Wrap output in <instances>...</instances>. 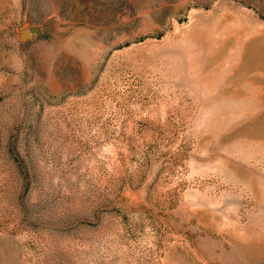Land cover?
I'll list each match as a JSON object with an SVG mask.
<instances>
[{
	"label": "rangeland",
	"instance_id": "obj_1",
	"mask_svg": "<svg viewBox=\"0 0 264 264\" xmlns=\"http://www.w3.org/2000/svg\"><path fill=\"white\" fill-rule=\"evenodd\" d=\"M0 264H264V0H0Z\"/></svg>",
	"mask_w": 264,
	"mask_h": 264
},
{
	"label": "water",
	"instance_id": "obj_2",
	"mask_svg": "<svg viewBox=\"0 0 264 264\" xmlns=\"http://www.w3.org/2000/svg\"><path fill=\"white\" fill-rule=\"evenodd\" d=\"M20 38L22 41H31L33 38V35L29 30H26L21 33Z\"/></svg>",
	"mask_w": 264,
	"mask_h": 264
}]
</instances>
